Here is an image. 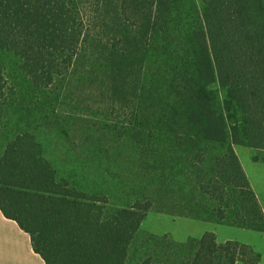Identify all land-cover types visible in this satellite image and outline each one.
<instances>
[{"label":"trees","instance_id":"16d2710c","mask_svg":"<svg viewBox=\"0 0 264 264\" xmlns=\"http://www.w3.org/2000/svg\"><path fill=\"white\" fill-rule=\"evenodd\" d=\"M189 4L0 0V210L46 264L261 262L142 230L157 212L264 233L235 151L264 152V0Z\"/></svg>","mask_w":264,"mask_h":264},{"label":"rangeland","instance_id":"374dc122","mask_svg":"<svg viewBox=\"0 0 264 264\" xmlns=\"http://www.w3.org/2000/svg\"><path fill=\"white\" fill-rule=\"evenodd\" d=\"M186 2L190 3L189 5L193 9V11H191L192 15L197 17L196 15L199 13L198 10L200 9V6H201V0H186ZM181 10L182 9H179V10H176L175 12L176 15L174 17V20H175L174 25H177V26L179 25L180 28L183 29V25H182L183 21L180 20L181 17L179 16L177 17V15L180 14ZM213 89L219 90L220 92H222L218 84L213 86ZM78 94L79 96L81 95L80 93ZM93 95L96 96L97 94H93ZM90 101H94V98H92ZM90 104L94 105V102H91ZM65 110L70 111L69 106H65ZM89 110H90L89 111L90 113L94 111L95 112L94 116L98 119L104 118V114L106 113V112H103L102 108L101 110H99L95 106L93 109H89ZM71 132L73 133V131ZM5 135H8L7 131H5V133L0 136V154L3 152L5 144L8 140V138ZM75 136H74L75 137L74 143L76 145H80L82 143V138L79 135H75ZM235 151L264 209V152L249 148L247 146H242V145L235 146ZM56 159H59V161L63 162V164L67 162L66 163L67 166H70L69 160L67 157H64V158L59 157ZM132 161H129V162L123 161L121 164V167L124 169H127L126 165L135 164V157H134V161L133 162ZM66 164H64L65 168H66ZM74 168L76 169L77 174L80 171H83L79 168V166H76ZM112 174L117 175V172H113ZM138 177H140L141 179V182L140 181L138 182V184L141 185L139 186L138 191L142 192V169H141V174ZM121 182L122 180H120L119 184ZM127 185L129 187L130 182H128ZM131 196L134 197V195H131ZM212 226L218 228L217 231L220 236V240L223 239V236L224 237L229 236L230 239L238 240L239 242L249 244L250 246H252L255 249V251L261 254L262 256L261 262L259 264H264V234L262 233L249 231V230H243V229L235 228L232 226H226V225L223 226V225H218V224H214L210 222L198 221V220L189 219V218L173 217L171 215L157 213V212H150L148 214L146 220L142 224V230L144 232L152 233L154 235H159V236L170 235L172 237L173 235L175 238H177L180 242L183 243V242H187L190 239V237L201 238L202 235L206 232L205 230L214 229Z\"/></svg>","mask_w":264,"mask_h":264},{"label":"crops","instance_id":"0c3cea01","mask_svg":"<svg viewBox=\"0 0 264 264\" xmlns=\"http://www.w3.org/2000/svg\"><path fill=\"white\" fill-rule=\"evenodd\" d=\"M212 227L214 229H208L205 231L217 233L216 235L218 242L225 243L227 241H238V240L230 239L229 236H225V237L223 236V239L220 240V236L217 231L218 228L214 226ZM172 237L174 236L172 235ZM190 238H196V237H190ZM196 239H200V238H196ZM175 240L180 242L177 238H175ZM0 264H46L42 259V257L35 253L32 246V240L30 235L24 232L15 221L7 219L3 215L1 210H0ZM238 264H243V263H238Z\"/></svg>","mask_w":264,"mask_h":264}]
</instances>
